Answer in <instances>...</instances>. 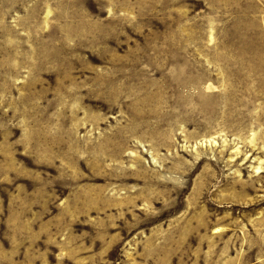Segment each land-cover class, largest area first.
Wrapping results in <instances>:
<instances>
[{"label": "rangeland", "instance_id": "obj_1", "mask_svg": "<svg viewBox=\"0 0 264 264\" xmlns=\"http://www.w3.org/2000/svg\"><path fill=\"white\" fill-rule=\"evenodd\" d=\"M0 264H264V0H0Z\"/></svg>", "mask_w": 264, "mask_h": 264}]
</instances>
